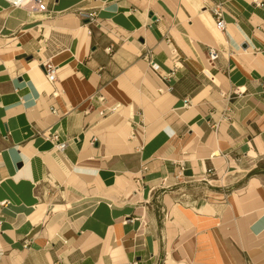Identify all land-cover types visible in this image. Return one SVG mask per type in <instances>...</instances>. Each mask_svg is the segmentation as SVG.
<instances>
[{"label": "crops", "instance_id": "0c3cea01", "mask_svg": "<svg viewBox=\"0 0 264 264\" xmlns=\"http://www.w3.org/2000/svg\"><path fill=\"white\" fill-rule=\"evenodd\" d=\"M44 3L0 0V264H264V0Z\"/></svg>", "mask_w": 264, "mask_h": 264}, {"label": "built area", "instance_id": "2783aa9c", "mask_svg": "<svg viewBox=\"0 0 264 264\" xmlns=\"http://www.w3.org/2000/svg\"><path fill=\"white\" fill-rule=\"evenodd\" d=\"M9 4L13 8L24 9L29 12H44L45 3L44 0H2ZM210 13L212 14L215 20V29L219 32L225 31V22L223 19V6L221 3H215L209 8ZM83 18L89 20L90 22L96 21V15L94 13L85 14ZM219 51L213 48L208 49L207 56L208 60L212 63L219 57ZM45 71V77L47 83L53 84L56 80V67L51 63H45L43 65ZM54 112V110H52ZM226 120L227 117H224ZM51 141L56 142L57 149L59 151H64L68 144L66 142L59 143L57 136L51 137ZM1 204V203H0ZM59 264V263H55Z\"/></svg>", "mask_w": 264, "mask_h": 264}, {"label": "water", "instance_id": "95a60500", "mask_svg": "<svg viewBox=\"0 0 264 264\" xmlns=\"http://www.w3.org/2000/svg\"><path fill=\"white\" fill-rule=\"evenodd\" d=\"M88 22H89V20H86V21H85V23H88Z\"/></svg>", "mask_w": 264, "mask_h": 264}]
</instances>
